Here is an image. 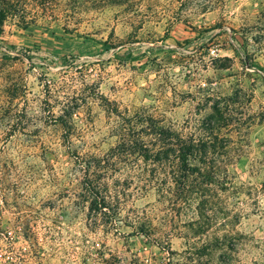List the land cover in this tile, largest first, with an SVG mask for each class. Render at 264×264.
Segmentation results:
<instances>
[{
  "label": "rangeland",
  "instance_id": "rangeland-1",
  "mask_svg": "<svg viewBox=\"0 0 264 264\" xmlns=\"http://www.w3.org/2000/svg\"><path fill=\"white\" fill-rule=\"evenodd\" d=\"M3 9L0 264H264V0ZM215 101L210 190L175 185L159 128L209 139Z\"/></svg>",
  "mask_w": 264,
  "mask_h": 264
},
{
  "label": "trees",
  "instance_id": "trees-1",
  "mask_svg": "<svg viewBox=\"0 0 264 264\" xmlns=\"http://www.w3.org/2000/svg\"><path fill=\"white\" fill-rule=\"evenodd\" d=\"M0 14L4 16V18L7 16L5 9L0 10ZM29 24L30 22H25L23 28H27ZM2 30L3 29H0V34ZM212 110L213 114L210 116L211 118L206 124L207 133L209 137H211L209 139H185L181 138L177 133H172L167 129L159 128L160 134L166 136L164 137L166 140L162 142L161 148H159L155 154H152L158 158L162 157L164 159L173 157V162L168 163L169 165H167V167L174 170L175 173L180 176V182L177 181L175 185L179 186L180 184L181 186V183H183L185 184V187H187L189 183L188 181H192L193 186L190 187L192 188V191L194 188L203 192L210 190L209 188L213 182V178L216 176V170H219V168L213 163H208L205 158L208 157L210 152L212 153L216 151V141H213L212 137L217 140V137L214 136V131L218 128H223L221 122L225 119L224 110L219 101L213 103ZM144 151H146L144 157L149 158L150 150L146 149ZM185 192L188 196L187 198L185 196L186 200H190V196L193 198L194 194L192 192L188 190ZM203 192H201V195L197 193L199 195L198 208L200 213L205 215L208 212L211 200Z\"/></svg>",
  "mask_w": 264,
  "mask_h": 264
},
{
  "label": "built area",
  "instance_id": "built-area-1",
  "mask_svg": "<svg viewBox=\"0 0 264 264\" xmlns=\"http://www.w3.org/2000/svg\"><path fill=\"white\" fill-rule=\"evenodd\" d=\"M0 256L5 260V261H10L12 260V253L8 250L5 249L4 251L0 252Z\"/></svg>",
  "mask_w": 264,
  "mask_h": 264
}]
</instances>
